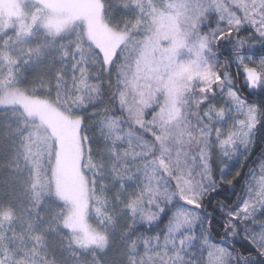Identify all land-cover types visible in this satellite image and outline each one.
I'll return each mask as SVG.
<instances>
[{"label":"snow or ice","instance_id":"snow-or-ice-1","mask_svg":"<svg viewBox=\"0 0 264 264\" xmlns=\"http://www.w3.org/2000/svg\"><path fill=\"white\" fill-rule=\"evenodd\" d=\"M0 264H264V0H0Z\"/></svg>","mask_w":264,"mask_h":264},{"label":"trees","instance_id":"trees-1","mask_svg":"<svg viewBox=\"0 0 264 264\" xmlns=\"http://www.w3.org/2000/svg\"><path fill=\"white\" fill-rule=\"evenodd\" d=\"M228 53L224 52L223 56H227ZM241 88L243 89V86L241 85ZM244 94L247 95V90H243ZM262 147V145L259 143V135H258V140H257V145L256 148L254 149V152L256 154L259 153L260 148ZM253 167H255V165H252ZM239 165H236L235 168H233V171L231 173H229V175L226 177V179H231L232 175L234 174V172L239 169ZM236 195H242L241 192V185L240 184H236ZM231 195V189L228 186H225L222 188V190L219 192V194H217L215 197L212 198V204L208 206L207 210L208 212L212 213L214 216H216L217 218H219L220 213L214 209L213 205L216 204L217 201H223L226 202L228 204H232L234 202V200L236 199V196H232V199H227L228 196ZM239 247V245H238Z\"/></svg>","mask_w":264,"mask_h":264}]
</instances>
